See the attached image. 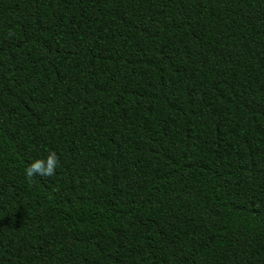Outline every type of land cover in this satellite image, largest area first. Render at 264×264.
Segmentation results:
<instances>
[{
	"label": "trees",
	"instance_id": "1",
	"mask_svg": "<svg viewBox=\"0 0 264 264\" xmlns=\"http://www.w3.org/2000/svg\"><path fill=\"white\" fill-rule=\"evenodd\" d=\"M0 264H264V0H0Z\"/></svg>",
	"mask_w": 264,
	"mask_h": 264
},
{
	"label": "clouds",
	"instance_id": "2",
	"mask_svg": "<svg viewBox=\"0 0 264 264\" xmlns=\"http://www.w3.org/2000/svg\"><path fill=\"white\" fill-rule=\"evenodd\" d=\"M58 166V158L55 152H50L46 160H35L26 169V177L52 176Z\"/></svg>",
	"mask_w": 264,
	"mask_h": 264
}]
</instances>
